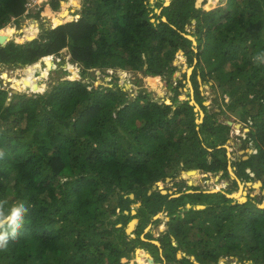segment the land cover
Wrapping results in <instances>:
<instances>
[{
    "label": "trees",
    "instance_id": "obj_1",
    "mask_svg": "<svg viewBox=\"0 0 264 264\" xmlns=\"http://www.w3.org/2000/svg\"><path fill=\"white\" fill-rule=\"evenodd\" d=\"M61 1L50 0L35 16L58 10ZM64 1L61 14L69 12ZM25 2L0 0V30L18 21ZM194 3L157 2L160 16L148 0H83L78 18L56 21V27L43 28L31 40H9L8 32H0L9 35L0 43V68L27 65L66 49L72 68L65 72L73 75L31 95L9 94L0 81V150L5 153L0 200L8 202L6 207L18 202L28 207L17 240L0 251V264H138L136 248L163 263L153 254L158 249L153 234L143 233L161 212L169 217L158 238L165 264H217L228 255L242 264H264L259 201L248 196L240 203L221 191L201 193L185 177L174 181L171 193L162 194L158 186L152 190L156 182L189 169L228 176L223 144L230 126L212 120L215 113H205L197 123L194 107L178 99L181 81L175 87L171 81L178 50L189 62L197 58L192 73L196 95L198 70L221 90L217 106L225 104L248 126L247 140L257 151L232 165L241 169L238 177L260 179L264 189V65L252 60L264 51V0H226L210 10ZM191 19L196 21V51L185 35ZM32 25L37 28V21ZM45 58L49 68L51 57ZM117 69L157 76L174 91L173 103L138 90L130 96L118 82ZM134 218L138 222L131 236L125 225ZM178 251L187 257L178 258Z\"/></svg>",
    "mask_w": 264,
    "mask_h": 264
},
{
    "label": "rangeland",
    "instance_id": "obj_2",
    "mask_svg": "<svg viewBox=\"0 0 264 264\" xmlns=\"http://www.w3.org/2000/svg\"><path fill=\"white\" fill-rule=\"evenodd\" d=\"M83 0H65L64 5H68L67 9L69 12L65 11L63 14L60 13L61 11V3L58 10H48L45 13H42L41 17H36L35 13L40 11L42 6L38 10H32L31 15H23L18 18L17 20L11 21L6 28L2 29V31L8 32L10 34V40L14 39L16 41L24 42L31 40L33 38H36L38 33H41V31L48 27L57 26L54 25L57 21H63L62 23L74 20L80 16L79 9L81 8ZM151 7H154V10L157 15H162L161 10L162 6L169 5L171 0H148ZM63 2V1H62ZM157 2H161L162 6H157ZM213 2V4H210ZM165 4V5H164ZM206 4V7L208 10L224 6L226 4V0H202L201 6ZM199 7V8H200ZM40 13V12H39ZM38 16V15H37ZM57 16V17H55ZM54 17V18H53ZM38 18V19H36ZM162 19L166 18L162 16ZM32 20L37 21V28H35L32 25ZM17 21V22H16ZM152 21H155V19H152ZM196 21L190 20L189 23L184 25L185 28V35H188L192 42L193 49L196 51V35H195V25ZM61 24V23H59ZM37 30V31H35ZM35 31V33H34ZM1 32V31H0ZM4 34V33H3ZM2 34V35H3ZM8 35V34H7ZM9 39V35H8ZM180 51V54L178 52ZM68 52L66 49H63L61 52V55H55L51 54L49 61H52V64L49 68H47L46 60L44 56L37 59L36 61L29 63L27 65H15L11 67H4L0 68V81L1 86H3L5 89L8 90L9 94H15L13 91H17L20 93H26L28 95H31L33 91L36 89H41L43 91H49L52 89V87L59 84L60 81L66 79V78H72V73H66L65 70H70L72 68L71 65H69L68 60L65 59V56H67ZM177 61V62H175ZM197 64V58L192 57V62H189L187 57L184 55L182 50H178L175 53V56L172 60V65L175 67L174 74L171 77L172 86H177L176 83L181 81L180 85L176 88L178 89V99L180 101L188 100L189 103L194 107V113H195V120L197 123H200L206 114L213 115L215 113V116H213L211 119L215 120L216 123L218 122H225L226 120H230L233 123H240L241 127L236 130L233 126H230L228 134L229 139L223 144L224 148L226 149V153L229 156V160L231 162V165H228V176L222 177L218 179H215L214 175H205V173H202L198 170L194 174L186 175L184 172H181V174L175 176V177H169V180H165V182L159 181V189H163L167 192L171 191L173 192V183L174 181L184 178L186 179L187 183L192 187H197L198 189L196 191L201 193H209L213 190H224L229 191L231 190V194L229 193L228 196H236L235 193L238 192L240 189V186H243L242 192L245 196H250L255 201H259L262 205H264V193H262V188L256 185L255 187L249 186L246 184L247 181L243 180L242 178L238 177L236 172L234 171L232 167V161H239L242 156L248 155L247 150H254V144L251 141L247 140V133L249 131V128L241 119L239 118L238 114H236L235 111L228 112L226 109V105L222 104V110L225 111V113L219 112V107L217 106L220 102L222 103V93L221 90L217 87H213V81L210 80L209 82L204 81L200 75H198L197 70V88H198V94L195 93V88L192 83V73L195 69V66ZM186 66V67H185ZM185 67V69H184ZM94 71H91L90 73L92 75L96 74ZM111 72V70H108ZM113 72V71H112ZM179 72V73H178ZM3 73H5V76L8 75V77H4ZM114 73L118 76L119 84L121 86H124L125 91H127L130 96H133L135 94V91H142V93H149L151 98L159 101V102H166L167 104H172L173 100L172 98L175 96L174 91H171L166 84L161 81L157 76L152 75H145L141 71H129V70H121L117 69ZM100 78H103V75H100ZM102 81V80H101ZM102 83V82H101ZM16 92V93H17ZM204 106V108L202 107ZM205 135V134H204ZM207 143H209L208 139H205ZM210 144V143H209ZM254 154V152H252ZM185 171V170H184ZM238 174L241 175V169L240 171H237ZM256 181V178H253L252 180H249V182ZM157 187V188H158ZM224 187V188H223ZM244 196V197H245ZM237 197V196H236ZM246 199V198H245ZM138 202L132 203L131 207L133 210V215L136 213L135 207L139 206L137 205ZM135 211V212H134ZM138 222V218H134ZM169 217L167 216L166 212L158 213L153 217V219L150 221V223L144 228V232H151L154 236V239L151 241L153 244L157 245L158 249L153 254L157 256L159 255L163 263H157V264H165L164 263V256L161 249V243L159 241V237L161 234L165 233V231L168 228L169 225ZM131 222V221H130ZM133 225V230H131V236L133 235V231L135 229L136 223ZM129 221L125 225V227L128 225ZM121 226L122 224H118ZM144 238V235L142 236ZM220 239V237H219ZM173 244L176 243L175 239H172ZM140 249L141 256L139 257V260L142 262L141 264H148L147 262V256L146 254L149 253L151 255L150 251ZM179 252V251H178ZM152 257V255H151ZM136 260V258H135ZM137 261V260H136ZM138 262V261H137ZM139 264V263H138ZM156 264V263H152ZM217 264H242L240 259L236 256H230L227 257H220ZM244 264H253L251 261H246Z\"/></svg>",
    "mask_w": 264,
    "mask_h": 264
},
{
    "label": "clouds",
    "instance_id": "obj_3",
    "mask_svg": "<svg viewBox=\"0 0 264 264\" xmlns=\"http://www.w3.org/2000/svg\"><path fill=\"white\" fill-rule=\"evenodd\" d=\"M49 1L50 0H48L47 3ZM61 3H62V1H61ZM26 15H28V14H26ZM9 40H7L6 42H8ZM47 56H50V55H47ZM47 56H44V57H47ZM252 60L256 64L264 65V51H261V52H258L257 54H255L252 57ZM218 147H220V146H218ZM4 155H5V153L3 152V150H0V159H3ZM246 156H248V155H246ZM229 164L231 165V162H230L229 156H228V165ZM232 167L234 168L233 165H232ZM214 176H215V179H216V176H217V179L219 178L218 174H216ZM220 178H222V177L220 176ZM247 182H249V181H247ZM218 191L224 192L226 194V196H228L229 193L231 194V190H229V192H228V190L224 191L223 189L222 190H213L211 192H218ZM228 197L233 198L234 201H237L236 198H234L233 196H228ZM245 198L247 200L248 197L245 196ZM240 203H242V202H240ZM7 204H8V202L6 200H0V251L6 250L8 248V245L10 242L17 240V238L20 234V230L24 226V219H25V216L28 212V207L22 202L14 203L10 207H6ZM259 204H261V203H259ZM179 252H181V251H179ZM191 256H193V255H191ZM153 261H154V259H153Z\"/></svg>",
    "mask_w": 264,
    "mask_h": 264
},
{
    "label": "water",
    "instance_id": "obj_4",
    "mask_svg": "<svg viewBox=\"0 0 264 264\" xmlns=\"http://www.w3.org/2000/svg\"><path fill=\"white\" fill-rule=\"evenodd\" d=\"M165 5V4H164ZM194 5H195V7L196 8H199L200 6H201V3H199V5L197 4V0H195V3H194ZM163 20H165V19H163ZM193 21H195L194 19H192ZM54 27H56V26H53L52 28H54ZM0 31H2V30H0ZM188 38H190L188 35H186ZM5 43H6V41H5ZM0 45H3V44H0ZM179 73V72H178ZM14 93H16L17 91H13ZM166 103V102H165ZM225 123L227 124V125H230V126H233L234 128L235 127H237V126H239V127H241V124L240 123H233L232 121H230V120H226L225 121ZM257 150L256 149H254V150H247V152L248 153H252V152H256ZM247 158V156H242V159H246ZM247 172H249V175L250 176H254V173L253 172H251L250 171V169H248L247 168V170H246ZM182 172H184L186 175H191V174H194L195 172H196V170L195 169H189V170H185V171H182ZM216 179H217V176H216ZM165 180L167 181V180H169V177H166L165 178ZM255 183H258L260 186L259 187H262V181L260 180V179H256V181H254V182H246V184L247 185H249V186H252V187H255L254 185H255ZM159 184V182H156L155 184H153L152 185V190H155V189H157V186H159L158 185ZM242 187V186H241ZM258 187V188H259ZM160 192L162 193V194H166V193H171V191H169V192H167V191H165V190H163V189H160ZM148 193H151V190H149L148 191ZM262 193H264V189H262ZM172 196H175V195H172ZM171 196V197H172ZM129 197L130 198H133V194L132 193H130L129 194ZM234 198H236V200L238 201V202H241V201H239V199L237 198V197H235V196H233ZM246 200V199H245ZM137 205H139V202L137 203ZM258 206L259 207H264L262 204H258ZM189 207H190V205H189ZM200 207V208H199ZM195 208H199V209H201V208H204V206L203 205H196V207ZM126 213H127V211H125ZM135 212V211H134ZM131 213H133V210H131ZM133 220H136V219H132V220H130V221H133ZM130 221H129V223H130ZM136 222H137V220H136ZM129 223H128V225L125 227V231L128 233V234H131V230L129 231ZM117 226H119V225H117ZM133 230V229H132ZM143 238V237H142ZM173 238V237H172ZM137 249H139V248H136L135 249V257H136V252H137ZM176 256L179 258V257H182V256H186V254L184 253V252H177V254H176ZM189 258L193 261V262H195V263H197L195 260H194V257L193 256H189Z\"/></svg>",
    "mask_w": 264,
    "mask_h": 264
},
{
    "label": "bare ground",
    "instance_id": "obj_5",
    "mask_svg": "<svg viewBox=\"0 0 264 264\" xmlns=\"http://www.w3.org/2000/svg\"><path fill=\"white\" fill-rule=\"evenodd\" d=\"M65 2V1H64ZM202 2V0H197V4L199 5V3H201ZM65 6H67L68 7V5H65ZM8 40V35L7 34H3V35H0V43H3V44H5V41H7ZM45 59H47V58H44V60ZM255 185L256 186H260L258 183H255ZM242 186V185H241ZM240 186V189L238 190V192L237 193H235V195L237 196V198L239 199V201H241V202H243V201H245V195H244V193L242 192V190H243V187H241ZM232 196H234V195H232ZM235 196V197H236ZM264 206V205H263ZM135 222H136V220H133V221H131L130 223H129V231L130 230H132V228H133V225L135 224ZM139 251H140V249H137V252H136V260L138 261V263L139 264H141L142 262L139 260V255H140V253H139ZM146 256H147V262H148V264H152V263H154V261H153V258L150 256V254L149 253H147L146 254Z\"/></svg>",
    "mask_w": 264,
    "mask_h": 264
},
{
    "label": "built area",
    "instance_id": "obj_6",
    "mask_svg": "<svg viewBox=\"0 0 264 264\" xmlns=\"http://www.w3.org/2000/svg\"><path fill=\"white\" fill-rule=\"evenodd\" d=\"M48 0H26L24 6V15L28 14L30 11L38 10L41 6L43 7ZM50 57V56H47Z\"/></svg>",
    "mask_w": 264,
    "mask_h": 264
},
{
    "label": "flooded vegetation",
    "instance_id": "obj_7",
    "mask_svg": "<svg viewBox=\"0 0 264 264\" xmlns=\"http://www.w3.org/2000/svg\"><path fill=\"white\" fill-rule=\"evenodd\" d=\"M247 153H248V152H247ZM250 154H252V153H248V156H249ZM248 156H247V158H248ZM247 158H246V159H247ZM246 159H243V160H246ZM241 160H242V158H241ZM233 169H234V171L236 172V174H238V173H237V168L234 167ZM246 170H247V169H246ZM181 172H182V171H181ZM205 175H206V174H205ZM211 175H212V174H211ZM223 188H224V187H223ZM203 193H204V192H203Z\"/></svg>",
    "mask_w": 264,
    "mask_h": 264
}]
</instances>
